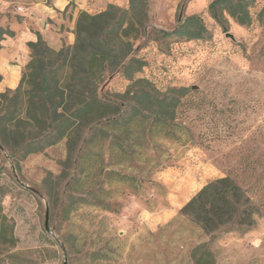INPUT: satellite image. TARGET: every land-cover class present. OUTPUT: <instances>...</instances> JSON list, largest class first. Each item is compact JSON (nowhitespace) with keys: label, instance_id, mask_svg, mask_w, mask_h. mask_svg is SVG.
I'll return each instance as SVG.
<instances>
[{"label":"rangeland","instance_id":"374dc122","mask_svg":"<svg viewBox=\"0 0 264 264\" xmlns=\"http://www.w3.org/2000/svg\"><path fill=\"white\" fill-rule=\"evenodd\" d=\"M212 1L150 0L132 54L146 61L139 77L155 93L184 89L177 122L186 130L178 132L180 141L157 135L139 160L109 167L134 177L137 190L132 181L89 179L87 191L109 193L102 199L110 210L88 205L64 217L66 192L58 179L67 158L64 141L26 157L0 147V218L17 239L0 240V264H87L98 250L99 264H196L201 256L212 264H262L255 248L264 247V0H253L249 26L227 15L222 26L209 12ZM191 15L202 17L203 39L163 37ZM129 88L116 72L100 92L125 104ZM226 176L248 190L256 223L206 234L181 211ZM170 209L177 210L172 219L157 225Z\"/></svg>","mask_w":264,"mask_h":264},{"label":"trees","instance_id":"16d2710c","mask_svg":"<svg viewBox=\"0 0 264 264\" xmlns=\"http://www.w3.org/2000/svg\"><path fill=\"white\" fill-rule=\"evenodd\" d=\"M149 3L129 0L127 8L108 5L97 14L81 13L75 26V43L60 49L50 47L38 34L37 41L29 43L31 59L19 86L0 92V147L26 157L66 143L67 158L58 177L61 190L66 192L62 207L65 218L88 205L110 210V204L102 199L109 193L102 187L87 191L89 179L132 181L137 190L139 184L134 177L110 171L109 167L139 160L145 143L157 135L163 133L168 139L180 141L178 132L186 130L177 122L184 89L155 93L148 80L139 77L146 61L132 54L133 42L148 22ZM252 7L253 0H214L208 9L222 26L225 15L249 26L253 23ZM207 33L202 17L191 15L163 37L190 41L203 39ZM6 36H12V32L0 27V49ZM116 72L129 82L125 104L108 100L100 92L107 75ZM71 169L75 175L67 174ZM52 202L50 196V205ZM257 212L248 190L230 176L208 183L181 211L210 235L230 224L252 228ZM0 240L12 244L17 241L13 228L5 226L1 218ZM199 248L195 247L194 253ZM89 255L87 264L103 261L102 250ZM203 257L196 264H212Z\"/></svg>","mask_w":264,"mask_h":264},{"label":"crops","instance_id":"0c3cea01","mask_svg":"<svg viewBox=\"0 0 264 264\" xmlns=\"http://www.w3.org/2000/svg\"><path fill=\"white\" fill-rule=\"evenodd\" d=\"M108 5L127 8L129 0H0V27L12 32L1 43L0 92L19 86L31 59L29 43L36 42L38 34L54 49H60L64 41L73 45L79 15L103 12ZM176 212L162 211L157 225L170 221ZM255 249L257 262L264 264V247Z\"/></svg>","mask_w":264,"mask_h":264},{"label":"built area","instance_id":"2783aa9c","mask_svg":"<svg viewBox=\"0 0 264 264\" xmlns=\"http://www.w3.org/2000/svg\"><path fill=\"white\" fill-rule=\"evenodd\" d=\"M19 11H22L23 9L22 8H18Z\"/></svg>","mask_w":264,"mask_h":264},{"label":"water","instance_id":"95a60500","mask_svg":"<svg viewBox=\"0 0 264 264\" xmlns=\"http://www.w3.org/2000/svg\"><path fill=\"white\" fill-rule=\"evenodd\" d=\"M65 264H67V263H65Z\"/></svg>","mask_w":264,"mask_h":264}]
</instances>
